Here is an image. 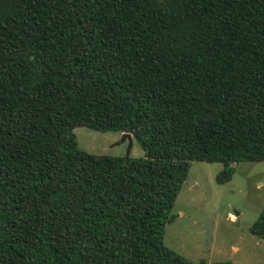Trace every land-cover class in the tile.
<instances>
[{"label": "trees", "instance_id": "trees-1", "mask_svg": "<svg viewBox=\"0 0 264 264\" xmlns=\"http://www.w3.org/2000/svg\"><path fill=\"white\" fill-rule=\"evenodd\" d=\"M195 160L264 161V0H0V264H235L165 244Z\"/></svg>", "mask_w": 264, "mask_h": 264}, {"label": "rangeland", "instance_id": "rangeland-1", "mask_svg": "<svg viewBox=\"0 0 264 264\" xmlns=\"http://www.w3.org/2000/svg\"><path fill=\"white\" fill-rule=\"evenodd\" d=\"M75 133L80 146L91 153L127 156L129 141L118 144L123 133L87 126L77 127ZM144 155L134 138L130 156ZM234 167L232 180L220 184L217 175L223 163L192 162L172 211L176 218L166 227L167 246L196 262L264 264V239L251 232L264 209V161H244Z\"/></svg>", "mask_w": 264, "mask_h": 264}, {"label": "water", "instance_id": "water-1", "mask_svg": "<svg viewBox=\"0 0 264 264\" xmlns=\"http://www.w3.org/2000/svg\"><path fill=\"white\" fill-rule=\"evenodd\" d=\"M126 141H129L128 152H127V156H126V158H128L130 156L132 147L134 145V137H133L132 133H129V132L123 133V137L118 142V144H122V143H124Z\"/></svg>", "mask_w": 264, "mask_h": 264}, {"label": "built area", "instance_id": "built-area-1", "mask_svg": "<svg viewBox=\"0 0 264 264\" xmlns=\"http://www.w3.org/2000/svg\"><path fill=\"white\" fill-rule=\"evenodd\" d=\"M230 215H231V216H230V217H231V219H233V217H234V214H230Z\"/></svg>", "mask_w": 264, "mask_h": 264}]
</instances>
